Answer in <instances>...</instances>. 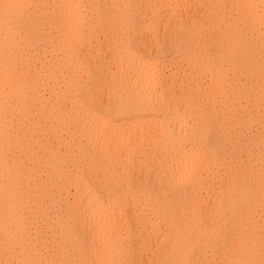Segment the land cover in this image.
Masks as SVG:
<instances>
[{
    "label": "bare ground",
    "instance_id": "6f19581e",
    "mask_svg": "<svg viewBox=\"0 0 264 264\" xmlns=\"http://www.w3.org/2000/svg\"><path fill=\"white\" fill-rule=\"evenodd\" d=\"M0 264H264V0H0Z\"/></svg>",
    "mask_w": 264,
    "mask_h": 264
}]
</instances>
